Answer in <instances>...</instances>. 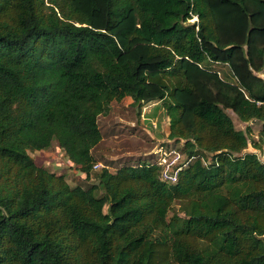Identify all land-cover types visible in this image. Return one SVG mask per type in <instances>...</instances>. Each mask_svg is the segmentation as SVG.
<instances>
[{"label": "trees", "instance_id": "1", "mask_svg": "<svg viewBox=\"0 0 264 264\" xmlns=\"http://www.w3.org/2000/svg\"><path fill=\"white\" fill-rule=\"evenodd\" d=\"M263 72L264 0H0V264H264ZM125 99L194 157L176 183L95 171ZM55 141L88 187L31 157Z\"/></svg>", "mask_w": 264, "mask_h": 264}, {"label": "rangeland", "instance_id": "2", "mask_svg": "<svg viewBox=\"0 0 264 264\" xmlns=\"http://www.w3.org/2000/svg\"><path fill=\"white\" fill-rule=\"evenodd\" d=\"M260 76L264 78V72ZM132 103L130 99H125L122 103L114 102L111 112L99 118L103 140L93 151L98 161L97 164L100 165L95 171L108 168L111 172H116L127 161L133 164H136L138 160L154 163L157 148L160 145L168 146L169 142L158 146L156 143L158 140L168 137L166 131L169 133L170 120L161 108V103L159 106L160 115L158 113L152 115V112H155L153 103L145 104L140 114L137 113L138 108ZM230 115L238 129L245 130L248 127L247 124L241 123L236 115L231 112ZM250 126L254 136H257L261 125L251 123ZM170 142L174 143V141ZM175 146L182 150L183 142ZM245 152L257 153L261 161L264 162V153L254 149L251 144ZM30 155L39 166L65 175L72 186L88 187L95 179L92 176V180H88L85 175L76 170L73 164L67 161L64 151L56 141L50 149L31 151Z\"/></svg>", "mask_w": 264, "mask_h": 264}, {"label": "built area", "instance_id": "3", "mask_svg": "<svg viewBox=\"0 0 264 264\" xmlns=\"http://www.w3.org/2000/svg\"><path fill=\"white\" fill-rule=\"evenodd\" d=\"M197 20V19H195ZM155 155L158 159V164L161 167V177L169 183H176L180 173L186 170L193 162L194 157H189L183 150L178 147L157 148ZM100 165H96L95 169Z\"/></svg>", "mask_w": 264, "mask_h": 264}, {"label": "crops", "instance_id": "4", "mask_svg": "<svg viewBox=\"0 0 264 264\" xmlns=\"http://www.w3.org/2000/svg\"><path fill=\"white\" fill-rule=\"evenodd\" d=\"M153 106H154V110H155V112H152V115H155L156 113H158L159 115H160V108H159V106H160V102H154L153 103ZM153 110V111H154ZM148 134H150V136H152V134L151 133H149V132H147ZM166 135H169V133H168V131H166ZM154 136V135H153ZM165 142H170V140L168 139V137L167 138H165V139H163V140H158L156 143H157V146L158 145H160V144H162V143H165ZM161 146V145H160ZM159 146V147H160ZM154 152V151H153Z\"/></svg>", "mask_w": 264, "mask_h": 264}]
</instances>
